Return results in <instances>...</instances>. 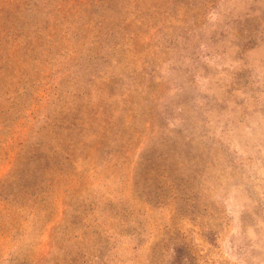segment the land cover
<instances>
[{
	"label": "rangeland",
	"instance_id": "rangeland-1",
	"mask_svg": "<svg viewBox=\"0 0 264 264\" xmlns=\"http://www.w3.org/2000/svg\"><path fill=\"white\" fill-rule=\"evenodd\" d=\"M0 264H264V0H0Z\"/></svg>",
	"mask_w": 264,
	"mask_h": 264
},
{
	"label": "trees",
	"instance_id": "trees-1",
	"mask_svg": "<svg viewBox=\"0 0 264 264\" xmlns=\"http://www.w3.org/2000/svg\"><path fill=\"white\" fill-rule=\"evenodd\" d=\"M22 25V24H21Z\"/></svg>",
	"mask_w": 264,
	"mask_h": 264
}]
</instances>
